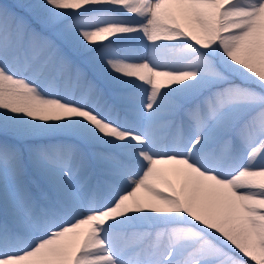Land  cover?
Wrapping results in <instances>:
<instances>
[{"label": "snow or ice", "instance_id": "snow-or-ice-1", "mask_svg": "<svg viewBox=\"0 0 264 264\" xmlns=\"http://www.w3.org/2000/svg\"><path fill=\"white\" fill-rule=\"evenodd\" d=\"M0 264H264V0H0Z\"/></svg>", "mask_w": 264, "mask_h": 264}]
</instances>
